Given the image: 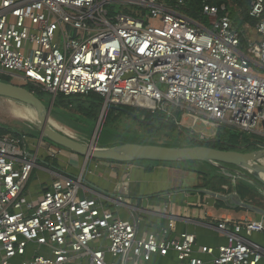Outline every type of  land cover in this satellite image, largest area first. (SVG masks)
Segmentation results:
<instances>
[{
	"label": "built area",
	"instance_id": "built-area-1",
	"mask_svg": "<svg viewBox=\"0 0 264 264\" xmlns=\"http://www.w3.org/2000/svg\"><path fill=\"white\" fill-rule=\"evenodd\" d=\"M125 3L147 13L110 14V6ZM183 6L0 0V74L54 99L95 93L104 110L127 106L170 118L186 112L264 140V0H251L250 21L241 27L226 5L202 6L211 26ZM59 152L53 147L49 157ZM38 166L26 136L0 135V264H151L171 254L178 264H203L198 255L210 264H264V247L247 238L263 224L225 220L214 228L227 244L196 251L194 234L171 237L176 217L162 235H140L141 217L123 220L100 201L80 198L82 178L60 176L32 201L28 185Z\"/></svg>",
	"mask_w": 264,
	"mask_h": 264
},
{
	"label": "crops",
	"instance_id": "crops-1",
	"mask_svg": "<svg viewBox=\"0 0 264 264\" xmlns=\"http://www.w3.org/2000/svg\"><path fill=\"white\" fill-rule=\"evenodd\" d=\"M208 129L210 130L211 126H208ZM28 140L30 151L38 158L39 164L28 185L30 199L34 202H38L53 181L60 176L75 180L82 178L80 198L100 201L123 220H130L131 213L141 217L143 222L140 235L154 233L160 236L168 228L170 217H176V230L171 237H179L185 232L194 234L196 251L202 247L219 248L227 244V238L214 228L225 220L233 223L248 220L264 225L263 216L242 208H233L223 200L199 192L207 190L221 196L237 193L241 198L229 185L217 190L205 189L203 178L195 173L164 166L147 172L143 165L86 160L57 146L60 152L55 159L49 160L50 150L55 146L39 138ZM53 160L60 171L51 167ZM37 170H40L42 175L33 181ZM119 199H123V206L117 204ZM247 238L264 247V231ZM198 257L203 264H210V257ZM20 261L22 260H16L15 264ZM159 262L178 264L174 254L168 258L155 257L151 264ZM68 264H88V261L75 259Z\"/></svg>",
	"mask_w": 264,
	"mask_h": 264
},
{
	"label": "rangeland",
	"instance_id": "rangeland-1",
	"mask_svg": "<svg viewBox=\"0 0 264 264\" xmlns=\"http://www.w3.org/2000/svg\"><path fill=\"white\" fill-rule=\"evenodd\" d=\"M164 1L166 0H162V2ZM183 2L185 5V0H183ZM122 5H124L123 7L131 14H142L141 7L139 6L131 5L129 3ZM230 8L233 17L237 20V23L241 25L242 19L238 10L233 6H230ZM182 12L185 13L183 10ZM186 15L192 18L191 15ZM198 21H201L208 26H211L212 23V20L207 18ZM0 79L1 81L10 79L12 82V79L4 74H0ZM35 91L42 93L40 97L46 106H50L54 103L51 117L52 123L56 127H59L61 131L82 143L91 142L94 134V132L92 134V131H95L99 119L104 113L100 136L97 139V142L100 146L107 148L127 144L159 145L167 148H181L179 145L183 146L187 144L186 147L190 148L193 146V143L191 142L197 140L202 144L201 146H208L210 145V142H213L214 145H218V138L216 139V137L219 128H223L222 126L228 127L225 125H218L217 127H211L208 131V126H211V121L208 120V118H195L193 114L184 115L186 112L178 113L176 115L177 118H170L168 115L160 113L167 118V123L163 124L159 121L155 123L153 122L154 127H152L151 121L144 120L154 114L149 111L136 110L135 112L137 114H129L120 110H104V102L101 107L97 104L93 109L88 107L87 103L86 105L73 103L72 106H55L54 97L52 95L46 93L41 88L38 89V87L35 88ZM16 111L24 113L26 118L22 119L15 116L14 112ZM138 115L141 117H138ZM89 123H92V127H90ZM35 124H37V115L33 110L21 103L0 97V126L26 134L33 131V126ZM4 133L14 136L13 134H10V131L8 130H5ZM251 140L253 142L257 140L256 142H259L260 144L261 141L264 143V140H259L254 137ZM231 151L242 152L243 150L234 149ZM251 151L254 150H250L248 152ZM49 160H52V158L49 157ZM262 162L264 164V160ZM229 171L237 174L235 178L228 179L229 187L231 189H235L240 184H244L246 188H250L251 190L253 189L254 192L246 193L244 196L243 193H241L242 200L251 206L264 210V185L259 181L258 176L244 166L231 168ZM40 175H42L41 171L37 170L33 181L37 180Z\"/></svg>",
	"mask_w": 264,
	"mask_h": 264
},
{
	"label": "water",
	"instance_id": "water-1",
	"mask_svg": "<svg viewBox=\"0 0 264 264\" xmlns=\"http://www.w3.org/2000/svg\"><path fill=\"white\" fill-rule=\"evenodd\" d=\"M0 97L21 103L36 113L37 124L33 128L39 133L40 140L48 141L47 143L77 154L86 160L119 164H134L145 161L172 164L199 162L216 165L226 170L244 166L256 174L259 181L264 185V164L262 162L264 160V149L251 152H238L214 149L206 146L167 148L159 145L135 144L107 148L100 146L97 142L104 113L99 119L91 142L82 143L61 131L52 123L51 117L54 103L46 106L42 100L24 87L1 80ZM116 107L121 109L122 106ZM133 116L135 117L134 114ZM199 192L200 194L223 200L233 208L249 210L264 217V210L247 204L237 193L221 196L207 190H200Z\"/></svg>",
	"mask_w": 264,
	"mask_h": 264
},
{
	"label": "trees",
	"instance_id": "trees-1",
	"mask_svg": "<svg viewBox=\"0 0 264 264\" xmlns=\"http://www.w3.org/2000/svg\"><path fill=\"white\" fill-rule=\"evenodd\" d=\"M166 4H170V5H177L178 1L176 0H166L164 1ZM185 5L183 8V11L188 14L191 15L193 19L196 20H203L206 19V17L202 16V6L204 4H208V5H214V6H222V5H226L229 7L230 11L231 8L230 6L235 7L238 12L239 15L241 17V25L237 23V20L233 17V14L231 12V16L233 18V20L241 27L244 23L249 22L250 18H249V11H250V6H251V0H185ZM188 9V10H186ZM142 10V14H146L147 10L145 9H141ZM123 11L124 13H129L127 11L126 8L124 7H120L119 5H112L109 7V12L110 14L112 13H116V12H121ZM141 14V15H142ZM135 17H141V15H137V14H132ZM1 80V79H0ZM3 82L6 83H11V84H16V85H20L22 87H24L25 89H27L29 92H33V94L39 98L41 100L40 95L42 93H38L37 91H35L36 86H34L31 83H27V84H19L17 82H11L10 79L4 80ZM34 87V88H33ZM30 88V90H29ZM40 89V88H38ZM103 98L95 93H91L89 95L86 96H65V95H58L55 99V106H72L73 103H78L79 105H83L87 103L88 107L90 108H95V106L98 104L100 107L103 105ZM110 110H120L123 112H129V113H134L137 114L135 111L139 110V111H146V110H140V109H136L133 107H127V106H122L121 109L117 108L116 106H113L110 108ZM56 113V112H55ZM54 114V112H53ZM163 114V113H162ZM138 117H141L140 115H138ZM167 118L163 115L160 114V112L158 113H154L153 115L145 118L144 120L146 121H151L152 123V127L153 126V122H162L167 123ZM90 127H92V123H89ZM102 126V124H101ZM223 128H219L218 134H217V142L218 145H214L213 142H210V145L206 146V147H210V148H214V149H220V150H226V151H231L234 149H240L243 150L242 152H248L250 150H259L260 149V144L258 142H253L251 139L254 137L256 139H259L258 137H256V135L247 133V132H241L238 131L234 128L231 127H224ZM101 129V128H100ZM161 129V128H159ZM222 129V130H221ZM224 129V131H223ZM5 130L10 131V134H13L14 136H26L29 138H33L36 139L39 136V133L33 129V131H30L28 133H23V132H17L15 130H10L7 127L4 126H0V135H5L7 133H4ZM100 131V130H99ZM94 131H92L93 134ZM100 136V132L98 134V138ZM260 140V139H259ZM48 142V141H45ZM193 143L192 147L195 146H201L202 144L197 141H193L191 142ZM187 144L185 145H179L181 146V148L186 147ZM221 146V147H220ZM224 146V147H223ZM227 147V148H225ZM114 164H119V163H114ZM135 165H143L145 167V171L147 172H153L155 167L158 166H164V167H170V168H175V169H181L183 171H187V172H191V173H195L199 176H201L204 180V188L205 189H212V190H217L220 189L222 186L224 185H228V179L229 178H235L237 176L236 173H232L229 170L220 168L216 165H211V164H204V163H199V162H187V163H160V162H149V161H145V162H137L134 163ZM52 168H54L57 171H60L58 169V166L56 164V161L53 160L52 164H51ZM240 176V175H238ZM235 190L241 195V193H243V196L246 195V193L249 192H254L253 189L251 190L250 188H246V186L244 184H240L237 188H235ZM242 196V195H241Z\"/></svg>",
	"mask_w": 264,
	"mask_h": 264
},
{
	"label": "bare ground",
	"instance_id": "bare-ground-1",
	"mask_svg": "<svg viewBox=\"0 0 264 264\" xmlns=\"http://www.w3.org/2000/svg\"><path fill=\"white\" fill-rule=\"evenodd\" d=\"M28 111V110H27ZM28 113V112H27ZM15 116H17L18 118H22V119H25L26 118V115L24 113H21V112H14ZM28 115V114H27ZM30 115V114H29ZM104 117V116H103ZM103 121V120H102ZM61 127V126H60ZM59 128V127H58ZM60 129V128H59Z\"/></svg>",
	"mask_w": 264,
	"mask_h": 264
}]
</instances>
